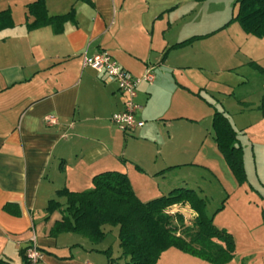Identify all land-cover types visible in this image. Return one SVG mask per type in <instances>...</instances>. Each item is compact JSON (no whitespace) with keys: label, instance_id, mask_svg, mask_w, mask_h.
I'll use <instances>...</instances> for the list:
<instances>
[{"label":"crops","instance_id":"obj_1","mask_svg":"<svg viewBox=\"0 0 264 264\" xmlns=\"http://www.w3.org/2000/svg\"><path fill=\"white\" fill-rule=\"evenodd\" d=\"M32 1L0 0V10L10 8L14 20L0 29V260L26 264L24 251L35 238L44 252L37 264H108L105 244L52 232L67 202L59 191L89 190L93 176L106 170L126 172L145 201L184 186L159 192L153 184L190 163L198 129L194 134L197 117L187 113L191 84L205 88L185 62L193 44L173 46L185 40H172V12L183 0H46L50 15L75 8V19L59 33L52 25L28 28ZM85 51H108L136 77L154 73L153 82L137 87V119L145 124L135 132L113 122L126 96L116 81L84 65ZM262 68L254 70L264 75ZM261 101L245 98L240 113ZM48 115L57 122L48 123ZM203 138L196 143L206 144ZM51 199L61 206L49 212Z\"/></svg>","mask_w":264,"mask_h":264},{"label":"rangeland","instance_id":"obj_2","mask_svg":"<svg viewBox=\"0 0 264 264\" xmlns=\"http://www.w3.org/2000/svg\"><path fill=\"white\" fill-rule=\"evenodd\" d=\"M237 10L236 0H183L172 12L177 18L172 40L204 34L189 44L185 62L192 67V79L201 80L205 86L191 84L194 92L187 113L197 117L194 134L198 128L197 134L201 139L206 135L207 140L204 145L196 143V134L191 155L186 157L190 163L175 167L159 178L160 184H153L159 192L174 184L184 185L206 199L208 214L217 226L232 233L236 243L234 258L225 264H264V118L259 107L245 113L239 110L245 98L255 104L264 96V75L250 66L254 59L264 67V40L246 33L237 20H232ZM256 39L263 43L254 44L259 41ZM216 110L226 111L238 130L247 176L243 183L235 177L212 137ZM190 207L182 203L172 206L185 214L188 223L195 218ZM105 229L108 235L100 244L111 247L113 257H119V226L108 224ZM160 262L213 264L176 247L165 250Z\"/></svg>","mask_w":264,"mask_h":264},{"label":"trees","instance_id":"obj_3","mask_svg":"<svg viewBox=\"0 0 264 264\" xmlns=\"http://www.w3.org/2000/svg\"><path fill=\"white\" fill-rule=\"evenodd\" d=\"M91 3V0H84ZM204 1V0H197ZM237 20L244 31L264 38V0H236ZM33 20L29 29L52 25L56 32H63L65 23L74 20L72 8L64 14L50 15L46 0H34L27 4ZM14 26L10 8L0 10V29ZM202 35H194L173 46L191 44ZM254 68L263 70L255 61ZM264 116V96L259 106ZM212 126L219 150L240 183L246 181L243 147L238 143V132L227 113L216 110ZM67 196L62 219L56 221L52 232L72 231L88 237L95 243L103 241L108 232L105 225L119 226L121 255L113 257L111 247L104 250L108 264H164L161 254L171 247L194 255L213 264L231 261L236 252L232 233L216 225L214 217L207 212V201L191 187L179 186L168 193L142 200L135 192L126 172L106 170L93 176V188L83 191H59ZM189 204L196 216L191 223L181 211H170L175 204ZM61 203L51 199L48 211L59 208ZM25 253V251H24ZM25 261L26 256L24 254ZM0 264H10L0 260Z\"/></svg>","mask_w":264,"mask_h":264},{"label":"built area","instance_id":"obj_4","mask_svg":"<svg viewBox=\"0 0 264 264\" xmlns=\"http://www.w3.org/2000/svg\"><path fill=\"white\" fill-rule=\"evenodd\" d=\"M83 63L85 66L92 67L98 73L104 74L106 80L116 81L119 90L125 94L124 108L113 115V122L128 133L135 132L137 128L142 127L145 121L137 119V113L142 109V105L137 101V87L142 80L153 82L154 73L149 70L142 77H136L108 51H100L94 54H89L85 51ZM46 121L50 124L56 123L57 118L53 115H48L46 116ZM170 211L175 212L178 210L171 207ZM194 215L196 216L195 213ZM25 256L26 264H37L43 258L44 252L37 244L35 238L25 249Z\"/></svg>","mask_w":264,"mask_h":264}]
</instances>
